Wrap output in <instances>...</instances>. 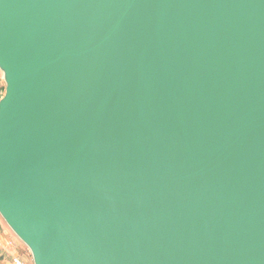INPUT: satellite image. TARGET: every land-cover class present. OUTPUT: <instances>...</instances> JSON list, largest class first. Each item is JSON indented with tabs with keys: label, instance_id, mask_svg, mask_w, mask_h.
Returning a JSON list of instances; mask_svg holds the SVG:
<instances>
[{
	"label": "water",
	"instance_id": "water-1",
	"mask_svg": "<svg viewBox=\"0 0 264 264\" xmlns=\"http://www.w3.org/2000/svg\"><path fill=\"white\" fill-rule=\"evenodd\" d=\"M0 72L33 264H264V0H0Z\"/></svg>",
	"mask_w": 264,
	"mask_h": 264
},
{
	"label": "rangeland",
	"instance_id": "rangeland-1",
	"mask_svg": "<svg viewBox=\"0 0 264 264\" xmlns=\"http://www.w3.org/2000/svg\"><path fill=\"white\" fill-rule=\"evenodd\" d=\"M2 80L3 76L0 72V81ZM0 221L2 222L1 237L2 239L6 240L2 242V245H0V253L5 257V259H7L8 264H12L11 259L13 256L17 257L22 264H33L28 249L17 240V238L13 235L1 218ZM9 239H12L14 242Z\"/></svg>",
	"mask_w": 264,
	"mask_h": 264
},
{
	"label": "built area",
	"instance_id": "built-area-1",
	"mask_svg": "<svg viewBox=\"0 0 264 264\" xmlns=\"http://www.w3.org/2000/svg\"><path fill=\"white\" fill-rule=\"evenodd\" d=\"M4 94H5V85L2 80L0 81V100L3 98ZM11 263L12 264H22L21 261L17 257H12Z\"/></svg>",
	"mask_w": 264,
	"mask_h": 264
},
{
	"label": "trees",
	"instance_id": "trees-1",
	"mask_svg": "<svg viewBox=\"0 0 264 264\" xmlns=\"http://www.w3.org/2000/svg\"><path fill=\"white\" fill-rule=\"evenodd\" d=\"M0 264H8L7 259L0 253Z\"/></svg>",
	"mask_w": 264,
	"mask_h": 264
},
{
	"label": "crops",
	"instance_id": "crops-1",
	"mask_svg": "<svg viewBox=\"0 0 264 264\" xmlns=\"http://www.w3.org/2000/svg\"><path fill=\"white\" fill-rule=\"evenodd\" d=\"M1 230H2V222L0 221V245H2V242H4V241H6V240H4V239H2V237H1ZM9 240H11V241H13L12 239H9ZM14 242V241H13ZM14 257V256H13Z\"/></svg>",
	"mask_w": 264,
	"mask_h": 264
}]
</instances>
